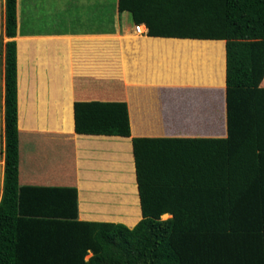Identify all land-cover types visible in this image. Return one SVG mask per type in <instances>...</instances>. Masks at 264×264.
I'll return each mask as SVG.
<instances>
[{"label":"trees","instance_id":"trees-1","mask_svg":"<svg viewBox=\"0 0 264 264\" xmlns=\"http://www.w3.org/2000/svg\"><path fill=\"white\" fill-rule=\"evenodd\" d=\"M1 1L0 264H264V0H117L119 16L127 12L131 24L143 23L147 36L223 48L225 43L227 137H133L143 216L132 227L80 221L76 185L63 186L58 198L63 176L46 183L49 176L42 172L47 166L60 172L55 163L63 157L31 152L21 141L28 132L17 130V0ZM19 5L18 38L71 37V72L86 71L91 76L79 74L97 81L94 39L72 36L94 34L96 21L98 30L108 29L115 0ZM30 9L38 18L29 17ZM218 53L223 56L224 49ZM74 106L76 132L130 135L125 101L81 100ZM55 135V143L64 141L65 135ZM19 140L20 183L28 181L25 168L33 164L41 188L35 204H21ZM164 212L171 216L161 218Z\"/></svg>","mask_w":264,"mask_h":264},{"label":"crops","instance_id":"crops-1","mask_svg":"<svg viewBox=\"0 0 264 264\" xmlns=\"http://www.w3.org/2000/svg\"><path fill=\"white\" fill-rule=\"evenodd\" d=\"M1 2L0 0V20ZM20 3L21 0H17V117L20 131L28 132L22 136L21 141H27L33 147L31 152L40 154L53 151L54 157H63L62 164L57 161L55 163L60 172H55V169L48 166L42 172L49 176L44 177L46 183L53 181L56 176L58 181L63 176L58 198L64 195L63 186L73 189L72 184L76 185L74 190L78 193L80 221L120 222L129 227L134 226L143 214L136 181L133 137L226 138L228 135L225 43L223 48L222 45L217 47L196 42H167L161 39L164 37L147 36L146 32L143 36L134 31L131 23L129 25L121 21L120 25L119 18L123 12L119 16L115 0L114 14L118 19L119 29L128 39L126 43L115 44L120 51H125V61L118 75L121 79L113 83L122 84L126 95L98 99L93 96L97 95L93 85L80 91L74 90L75 87L70 85L71 81L76 80L97 82L89 81L86 75L79 74L91 76L86 71L71 72V37L18 38ZM30 11V18H38V12ZM63 13L67 14L66 11ZM129 19L128 15L127 20ZM96 22L94 34H84L82 36L86 37L83 38L77 35L73 40L87 39L86 42L90 43L89 39H94L97 50L98 35L103 36L107 32L98 30V21ZM129 27H132L133 34ZM40 32L46 33L44 28ZM223 49L222 56L218 52ZM96 68L98 72L97 54ZM29 73L36 75L37 93L29 84L26 85ZM98 83L101 84L102 81ZM172 86L182 89H168ZM188 88L191 90H186ZM91 91L94 94L89 97ZM94 99L126 101L130 136L76 133L74 102ZM55 134L65 135L64 141L55 143L60 139ZM40 143H46L49 147L41 146ZM52 146H57V149ZM61 147L63 148L60 149ZM22 157L20 151V162ZM25 170L28 181L20 183L21 204H35L41 188L34 182V165L31 164ZM35 170H38L37 167ZM66 200L64 198L59 203L65 204ZM170 216V213L164 212L161 218Z\"/></svg>","mask_w":264,"mask_h":264},{"label":"rangeland","instance_id":"rangeland-1","mask_svg":"<svg viewBox=\"0 0 264 264\" xmlns=\"http://www.w3.org/2000/svg\"><path fill=\"white\" fill-rule=\"evenodd\" d=\"M111 3H113V0H111ZM109 12L114 13V6L113 5L109 6ZM1 14H2V12H1ZM128 15L129 14L127 12H123V14L121 15V19H122L121 21H124V23H128L130 25V23H131L130 19L127 20ZM79 17H80L81 21H84V19H85L84 8L81 9ZM1 25H2V15H1V20H0V30H1ZM109 25L107 26L109 28L106 29L107 33H104L105 35H103V36L98 35V48L96 51L97 60H98V72H97V74H98V78H101V79L98 80V78H97V82H93V83L84 82L83 80L82 81L76 80V81L70 82L71 87H75L74 90L76 89V91L85 90L86 86H90V85L92 86L93 85L95 92H97V95L96 94L93 95L94 92L91 91L89 94V97H90V95H93L94 98H98V99L124 97L126 95L125 88L122 86V84L116 85L113 82H116L115 80L121 79V76H118V75H119L120 68L123 65V61H125V57H124L125 51H120V49H118L119 47L115 46V44L126 43L128 36L123 34L122 30L119 29L118 19L116 18V15H113V18L111 19ZM103 28H105V27H101L100 29H103ZM129 30H130V33H132V27H129ZM0 34H1V31H0ZM142 35L144 36L145 34L142 33ZM76 36L77 35H73L72 38H75ZM143 36H141V37H143ZM3 39L6 40V38H3ZM76 76H78V75H76ZM35 78H36V75H32L29 73L26 76V81H27L26 85L28 86V84H29L31 86V89L35 93H37L36 92L37 87H35V86H37V84H36L37 82L35 81ZM82 78H84V77H82ZM33 79H34V81H33ZM73 79H74V76H73ZM98 81H102V83L99 84ZM106 83L108 85H106ZM2 93H3V78H2V63L0 60V182H1L2 166H3V156L1 153V149H2V125H3V123H2ZM78 93H81V92H78ZM22 97H23V100H25L24 91H22ZM98 99H96V100H98ZM77 101H81V100H77ZM86 101H88V100H86ZM120 101H124V100H120ZM73 110H74V116H75V112H76L75 106H74ZM129 124H130V122H129ZM17 130L20 131V128L18 127V118H17ZM76 133H80V132L77 131ZM20 143L21 142L19 140L18 157H17V160H18V165H17L18 166V184L19 185L21 182V178H20V151H21V146H20ZM138 194H139V192H138ZM139 197H140V194H139ZM91 254H92V250H88L87 253L85 254L84 258L87 259Z\"/></svg>","mask_w":264,"mask_h":264},{"label":"built area","instance_id":"built-area-1","mask_svg":"<svg viewBox=\"0 0 264 264\" xmlns=\"http://www.w3.org/2000/svg\"><path fill=\"white\" fill-rule=\"evenodd\" d=\"M133 29H134L135 32L140 33V34H142V33L147 31V28H146V26L143 23L134 24L133 25Z\"/></svg>","mask_w":264,"mask_h":264},{"label":"water","instance_id":"water-1","mask_svg":"<svg viewBox=\"0 0 264 264\" xmlns=\"http://www.w3.org/2000/svg\"><path fill=\"white\" fill-rule=\"evenodd\" d=\"M164 38H174V37H164ZM186 39H191V38H186ZM208 40V39H207Z\"/></svg>","mask_w":264,"mask_h":264}]
</instances>
